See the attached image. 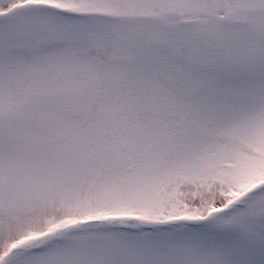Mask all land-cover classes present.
<instances>
[{"label":"snow or ice","instance_id":"1","mask_svg":"<svg viewBox=\"0 0 264 264\" xmlns=\"http://www.w3.org/2000/svg\"><path fill=\"white\" fill-rule=\"evenodd\" d=\"M0 264H264V0H0Z\"/></svg>","mask_w":264,"mask_h":264}]
</instances>
